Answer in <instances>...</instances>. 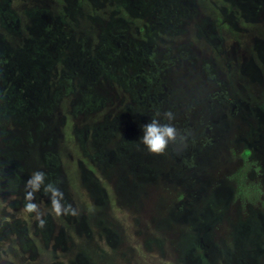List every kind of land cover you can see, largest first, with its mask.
<instances>
[{"label": "flooded vegetation", "instance_id": "obj_1", "mask_svg": "<svg viewBox=\"0 0 264 264\" xmlns=\"http://www.w3.org/2000/svg\"><path fill=\"white\" fill-rule=\"evenodd\" d=\"M54 115L61 123L50 127ZM68 115L92 118L70 127L99 171L79 161L90 223L54 152ZM262 126L264 0H0V264H126L115 214H128L148 196L142 186L158 181L183 189L171 218L192 242L179 264H264V222L245 240L237 235L248 224L233 223L223 251L212 238L226 227L215 206L260 205L264 179L252 183L250 171L263 161ZM241 146L233 173L210 172ZM29 147L47 168L35 177ZM151 243L163 248L147 241L146 256Z\"/></svg>", "mask_w": 264, "mask_h": 264}, {"label": "rangeland", "instance_id": "obj_2", "mask_svg": "<svg viewBox=\"0 0 264 264\" xmlns=\"http://www.w3.org/2000/svg\"><path fill=\"white\" fill-rule=\"evenodd\" d=\"M54 1L58 4L60 0ZM69 99L70 98H64V100L62 101L59 107V110L62 111V113L70 109V107L68 106ZM60 120V116L54 115L53 118L50 119L48 124L50 127H57L61 123ZM84 121L89 123L90 121H92V118H83L81 115H79L78 119L74 121L71 115H68L66 117V125L62 128L63 135L61 137L59 136L55 140L54 152L56 153L57 158L60 161V172L64 177L67 190L69 191V194H72L75 198V205L77 206L78 212H85L90 223V216H94L95 207L93 205L92 199L89 198L88 183L81 182L82 174L81 168L79 166V161H81L85 165V168L87 169L89 174L98 175L99 171L96 169L97 162L95 159H90V157L83 156L82 152L79 150L78 141L75 139L74 135L71 133L72 130L70 129L71 125L74 122H80L78 124L80 126L84 123ZM6 124V130L14 132L16 128H18V123L15 122L13 125L11 120L6 122ZM4 137L6 139L10 138L8 135H4ZM21 142L23 144H21L18 148L20 150L28 149L26 148V143H24L23 140ZM5 150L6 149H3L1 145L0 139V151ZM29 151V157L27 160H25V163L31 166V169L29 171L31 173V176L35 177L37 171H47V168L45 167L41 159V151H39L36 147H29ZM91 151L94 152L93 149H91ZM241 151L242 146L241 148L234 149L232 151L234 154L232 153L228 160H224V156H218V159L215 162L217 166H215L216 168L214 169V171L210 170V172L212 174H217L219 170V175H221V171H223V173H233L235 167L241 164ZM261 160L264 161V156ZM251 161L253 160L251 159ZM263 161L262 163L258 161L257 164L256 162H254L255 164L251 166L250 174L251 176H254L251 182L257 185H259V182H257L256 180L258 178L257 175H260V179H264ZM208 174H210L209 171ZM143 187L144 189H146V191L148 189V196L140 197L138 203L135 201L127 205V212L132 213H128L126 215H118V213L115 214L117 220L121 222L119 229L117 230L121 237L122 245L124 244V248L126 249V264H179V259H183L184 257V250L187 248V244H190L192 242V232H187V225L176 223L171 218L172 208L175 207L177 203H179L177 195L183 196V189L182 187L175 188L167 186L160 181H158L153 186H150L148 184L146 186H142V188ZM9 199L12 198L9 197L6 200L8 201ZM257 200L260 205L257 206L258 208H254V210L253 208L248 209L241 207L246 203V201L244 200L240 202V206L238 209L232 206L229 208V211H220L219 205L215 206V208H218L217 211H219L216 212L217 214L215 215L220 218V223L226 225L225 229H220L218 226L212 233V238L216 241L219 247H221L222 251L225 250V247H227V245H229L228 247L230 248L232 247L231 241L236 236L233 228H231L232 226H236L233 225V223H237L239 226L243 223L248 224L246 225V227H249V230H247L248 232L246 231L245 234L237 235L238 237H243L244 240L248 237H254V234L252 232L253 229L258 230L260 228V224H263L261 222H264V196L258 198ZM138 204L141 205L140 213L142 216H144V218L140 219V225L137 228L135 223H137L136 220H139V218L137 213L134 212V209L138 206ZM3 205H5V203H0V207ZM150 209H153L152 211H150V213L156 218L155 224L161 223V221H165L168 223V227L164 229H161V227L156 229L152 227V225H149L148 217L150 216V213L148 212ZM243 228L245 229V227ZM241 232L244 231L242 230ZM80 235L82 234L80 233ZM155 239L158 240V243L159 241L161 242L163 246L162 250L159 248V246H156V243L155 246L151 243L150 246L153 252L148 253L146 256L143 251V244L147 241H154ZM79 247L80 249H85L84 240H79ZM0 250H6L5 243L0 245ZM5 259L6 258L3 257L2 260Z\"/></svg>", "mask_w": 264, "mask_h": 264}]
</instances>
